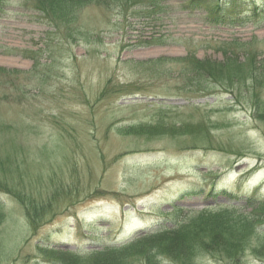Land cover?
I'll list each match as a JSON object with an SVG mask.
<instances>
[{
  "label": "rangeland",
  "instance_id": "obj_1",
  "mask_svg": "<svg viewBox=\"0 0 264 264\" xmlns=\"http://www.w3.org/2000/svg\"><path fill=\"white\" fill-rule=\"evenodd\" d=\"M38 1L0 0V68L25 73L0 78V264H55L53 250L125 245L210 211L245 263L264 264V25L212 26L182 0H68L56 31ZM48 32L28 77L34 61L4 51L45 49ZM10 190L63 192L34 230Z\"/></svg>",
  "mask_w": 264,
  "mask_h": 264
},
{
  "label": "trees",
  "instance_id": "obj_2",
  "mask_svg": "<svg viewBox=\"0 0 264 264\" xmlns=\"http://www.w3.org/2000/svg\"><path fill=\"white\" fill-rule=\"evenodd\" d=\"M79 1L82 9L91 7L90 0ZM125 1V5H133V3H138L140 0ZM182 3L185 11L190 13L200 11V13H203L207 23L212 26H233L247 23H252L256 26L264 25V5L259 6L255 1L248 2L250 4L248 6L243 0H182ZM72 6L73 2L68 0H39L33 11L38 15L39 19L47 21L48 25L49 12L57 16L53 18V23L56 31H58L63 22H72V17H67L65 20L60 17L64 14H70L71 12L68 10H71ZM4 7L6 5L0 2V15ZM232 45L234 44H226L225 46L229 47ZM248 45L239 44L236 46L247 48ZM44 48L38 51L11 49L4 51V53L10 55L20 54L22 57L34 61L33 71L27 73V76L30 77L35 75V70L40 65L36 56L49 53V32L47 33V43ZM252 60L254 65L259 64L254 57H251ZM48 64L49 62L43 65L46 66ZM198 69L201 70L200 67ZM23 74L25 73L18 70L0 68V78L7 76L14 79L16 76ZM248 78L249 86L247 82L246 86L249 88H254L263 79L257 74H253ZM245 80H247L246 77L244 78ZM255 102L256 110L262 107L264 111V102L257 99ZM3 165L5 164L0 163V166ZM0 170L2 175H7L8 170L4 168H0ZM0 189H8V185L3 180H0ZM10 191L12 197L23 205L26 218L34 230L38 228L41 222H44L49 214V206L54 204L55 200L63 192L55 190L51 195L47 194L45 199H42L41 195L32 197L31 194L26 192ZM35 201L38 202L37 207L34 206ZM244 206L255 207L256 205L247 202ZM257 232L260 235H264L263 228H258ZM233 234L235 235V231L232 224L226 223L224 220H221L220 223L211 224L210 211L208 215L202 216L191 227L181 226L176 229L158 232L136 239L125 245L105 247L99 251H89L84 255L73 251L51 250V258L55 260V264H196L197 258L202 256L204 258L210 255L215 258L227 257L230 264H247L242 260V256L246 252V245L244 241L234 242L233 239L235 237L232 236ZM252 252L261 262H264V245L259 246L257 250L253 249Z\"/></svg>",
  "mask_w": 264,
  "mask_h": 264
}]
</instances>
